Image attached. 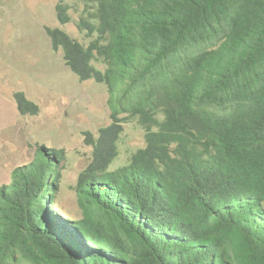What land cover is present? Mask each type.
Returning <instances> with one entry per match:
<instances>
[{
  "label": "trees",
  "instance_id": "trees-1",
  "mask_svg": "<svg viewBox=\"0 0 264 264\" xmlns=\"http://www.w3.org/2000/svg\"><path fill=\"white\" fill-rule=\"evenodd\" d=\"M76 2L83 42L45 31L80 82L107 86L111 123L85 133L80 217L54 209L62 150L0 187V264H264V0H58L60 24ZM131 122L145 146L111 170Z\"/></svg>",
  "mask_w": 264,
  "mask_h": 264
},
{
  "label": "rangeland",
  "instance_id": "rangeland-1",
  "mask_svg": "<svg viewBox=\"0 0 264 264\" xmlns=\"http://www.w3.org/2000/svg\"><path fill=\"white\" fill-rule=\"evenodd\" d=\"M57 2L0 0V187L11 183L17 168L33 161L42 145L62 150L65 161L60 164L59 204L54 209L61 217L75 218L81 214L78 177L92 156L85 133L97 137L110 125L111 110L107 86L80 82L65 66L63 52L53 51L46 27L65 29L83 42L76 24L82 3L76 2L69 11L72 21L62 25L56 17ZM95 65L104 69L103 64ZM17 92L39 106L38 115L20 114L14 100ZM124 124L111 170L127 165L145 146L143 129L136 122Z\"/></svg>",
  "mask_w": 264,
  "mask_h": 264
}]
</instances>
